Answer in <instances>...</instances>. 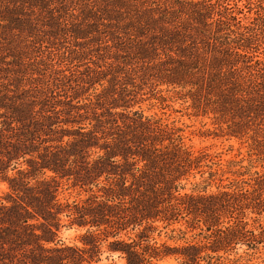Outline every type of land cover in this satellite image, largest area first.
I'll return each mask as SVG.
<instances>
[{
    "label": "trees",
    "instance_id": "obj_1",
    "mask_svg": "<svg viewBox=\"0 0 264 264\" xmlns=\"http://www.w3.org/2000/svg\"><path fill=\"white\" fill-rule=\"evenodd\" d=\"M0 184V264L262 254L264 0H0Z\"/></svg>",
    "mask_w": 264,
    "mask_h": 264
},
{
    "label": "rangeland",
    "instance_id": "obj_2",
    "mask_svg": "<svg viewBox=\"0 0 264 264\" xmlns=\"http://www.w3.org/2000/svg\"><path fill=\"white\" fill-rule=\"evenodd\" d=\"M72 48V47H71ZM62 70H66L65 66H61ZM55 69H59L58 61L55 62ZM67 73V72H66ZM176 111H181V113H175L172 110H165V118L169 119L170 121H176L178 125H183L186 128V135L188 136L187 140L188 144H191L196 150L200 148H206L210 149L211 152H221L224 154L223 159L226 160L230 157L235 156L236 152H229L228 151V144L227 142H224L222 140H215L211 138H203L199 135V129H200V122L202 123H208L207 119L201 120L196 119V117L188 116L187 112L180 107L179 104H175L173 107ZM154 112L160 114L161 111L155 109ZM209 127V126H208ZM234 147H237V144L234 143ZM5 191V185L0 184V195L1 192ZM76 195L75 193L71 191H64L61 195L62 198H74ZM181 227L180 225H177L176 228ZM181 229H185L183 226ZM78 236L79 233L75 230H64L59 233V239L66 243V244H77L78 243ZM155 237L158 236V234L154 235ZM187 241H193L196 243V232L190 233L189 231L186 233V235H182L181 233H171L170 231H167V233H161L160 238L158 240V243L160 242H166V245L170 248H177L184 245V240ZM174 239V240H173ZM160 241V242H159ZM241 250L239 251V254H241ZM262 254L255 255L252 257H247L246 259H243L239 264H264V250L262 251ZM115 262L122 263L121 260H119L116 257H114ZM205 262H202L201 264H204ZM157 264H180L177 256H169L165 257L162 261H159Z\"/></svg>",
    "mask_w": 264,
    "mask_h": 264
}]
</instances>
